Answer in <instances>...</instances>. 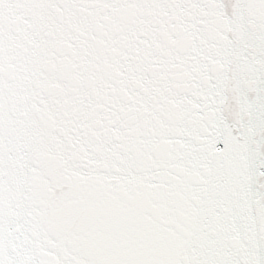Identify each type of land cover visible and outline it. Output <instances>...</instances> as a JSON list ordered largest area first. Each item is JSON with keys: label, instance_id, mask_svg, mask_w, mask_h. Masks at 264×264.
Returning <instances> with one entry per match:
<instances>
[{"label": "snow or ice", "instance_id": "snow-or-ice-1", "mask_svg": "<svg viewBox=\"0 0 264 264\" xmlns=\"http://www.w3.org/2000/svg\"><path fill=\"white\" fill-rule=\"evenodd\" d=\"M0 264H264V0H0Z\"/></svg>", "mask_w": 264, "mask_h": 264}]
</instances>
